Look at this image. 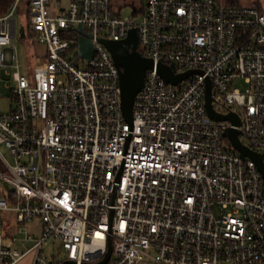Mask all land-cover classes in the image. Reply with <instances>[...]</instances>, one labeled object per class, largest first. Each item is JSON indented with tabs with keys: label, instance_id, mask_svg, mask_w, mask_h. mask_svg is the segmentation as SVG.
Masks as SVG:
<instances>
[{
	"label": "built area",
	"instance_id": "built-area-1",
	"mask_svg": "<svg viewBox=\"0 0 264 264\" xmlns=\"http://www.w3.org/2000/svg\"><path fill=\"white\" fill-rule=\"evenodd\" d=\"M20 2L0 16L1 66L18 61ZM51 2L27 0L46 53L32 76L16 65L13 106L0 114V144L15 157L9 165L0 153V264L29 254L32 264H99L109 251L105 264H264L262 173L224 136L236 128L264 153V0H130L135 14L125 18L127 1L69 0L61 12ZM79 25L92 36L91 60L79 55ZM132 29L153 68L130 123L101 39ZM160 64L193 73L175 85ZM208 82L214 109L236 113L239 126L208 114ZM50 244L63 259L48 257Z\"/></svg>",
	"mask_w": 264,
	"mask_h": 264
},
{
	"label": "water",
	"instance_id": "water-1",
	"mask_svg": "<svg viewBox=\"0 0 264 264\" xmlns=\"http://www.w3.org/2000/svg\"><path fill=\"white\" fill-rule=\"evenodd\" d=\"M78 46L79 55L84 59L91 60L94 57V46L92 43V36L86 32L82 25L78 26ZM101 42L106 45L111 52L114 61L120 71V85H121V107L125 119L133 122V109L135 98L142 90L145 84L146 73L153 68V61L148 57H144L139 51V34L138 29H132L129 36L121 41L101 39ZM162 77L169 83L179 84L186 79L192 71L182 74H175L174 66L165 67L160 64L158 66ZM206 108L208 114L217 121H230L232 124L239 126L241 124L240 117L232 112L229 114H221L214 109L211 100V85L208 82L206 91ZM241 132L236 128H228L224 132L232 146L240 152L243 157H249L254 160L262 173L264 180V153H256L244 145L240 139ZM110 257V251L107 258L99 263L105 264Z\"/></svg>",
	"mask_w": 264,
	"mask_h": 264
},
{
	"label": "rangeland",
	"instance_id": "rangeland-1",
	"mask_svg": "<svg viewBox=\"0 0 264 264\" xmlns=\"http://www.w3.org/2000/svg\"><path fill=\"white\" fill-rule=\"evenodd\" d=\"M27 0H21L16 11V37L13 38V44L15 45L18 61L15 63V66L5 65L1 66L0 64V114L7 113L11 110L13 106V100L11 96V89L15 86L13 80V73L16 70V65L18 70L28 76H32L35 72L36 57H44L46 53L45 46L40 44L36 37L31 32V25L29 22L28 8L26 4ZM120 3L126 2V4L118 10V14L122 17H130L135 14L134 7L131 4H128L130 0H113ZM143 3V0H141ZM226 3H238V4H252L258 0H221ZM68 3V0H52L51 4L54 10L60 7H65ZM7 63L10 64L11 50H7ZM43 60V59H42ZM235 87L245 90L247 88V83L243 79L236 80L234 82ZM0 153L5 158L9 165L15 164V157L10 153L9 149L4 145L0 144ZM1 170H5V167H1ZM4 226L10 232L14 231L16 226V212L13 210L6 211L3 215ZM7 221L10 222L7 225ZM30 227V225H27ZM32 226V225H31ZM32 246V243L22 246L24 250ZM46 254L49 258L60 260L64 258V252L59 250L58 246L55 244H50L45 249ZM33 255L29 254L22 260V264H32Z\"/></svg>",
	"mask_w": 264,
	"mask_h": 264
},
{
	"label": "trees",
	"instance_id": "trees-1",
	"mask_svg": "<svg viewBox=\"0 0 264 264\" xmlns=\"http://www.w3.org/2000/svg\"><path fill=\"white\" fill-rule=\"evenodd\" d=\"M16 0H0V16L7 15L13 8ZM238 4V3H233Z\"/></svg>",
	"mask_w": 264,
	"mask_h": 264
},
{
	"label": "crops",
	"instance_id": "crops-1",
	"mask_svg": "<svg viewBox=\"0 0 264 264\" xmlns=\"http://www.w3.org/2000/svg\"><path fill=\"white\" fill-rule=\"evenodd\" d=\"M68 3H69V0H68ZM68 3H67V5H66L65 7H60V8H57L55 11H59V12L63 11L64 9H66V8H67V6H68ZM26 4H28V3H27V1H26ZM114 5H115V6H118V5H121V3H120V2H118V1H114ZM18 264H22V261H21V262H19Z\"/></svg>",
	"mask_w": 264,
	"mask_h": 264
},
{
	"label": "snow or ice",
	"instance_id": "snow-or-ice-1",
	"mask_svg": "<svg viewBox=\"0 0 264 264\" xmlns=\"http://www.w3.org/2000/svg\"><path fill=\"white\" fill-rule=\"evenodd\" d=\"M97 235L99 236L100 234H99V233H97Z\"/></svg>",
	"mask_w": 264,
	"mask_h": 264
}]
</instances>
